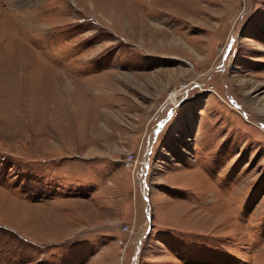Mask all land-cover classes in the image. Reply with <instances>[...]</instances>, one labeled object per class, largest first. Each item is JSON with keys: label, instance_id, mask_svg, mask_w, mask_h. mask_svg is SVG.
Masks as SVG:
<instances>
[{"label": "rangeland", "instance_id": "374dc122", "mask_svg": "<svg viewBox=\"0 0 264 264\" xmlns=\"http://www.w3.org/2000/svg\"><path fill=\"white\" fill-rule=\"evenodd\" d=\"M18 5L0 264H264V0Z\"/></svg>", "mask_w": 264, "mask_h": 264}, {"label": "bare ground", "instance_id": "6f19581e", "mask_svg": "<svg viewBox=\"0 0 264 264\" xmlns=\"http://www.w3.org/2000/svg\"><path fill=\"white\" fill-rule=\"evenodd\" d=\"M19 5H22V4H27V3H29L30 4V0H15ZM32 1V0H31ZM18 5V6H19ZM187 86H185V87H183L182 89H184V88H186ZM177 101V100H176ZM175 101V102H176ZM176 103H174V105H175Z\"/></svg>", "mask_w": 264, "mask_h": 264}, {"label": "built area", "instance_id": "2783aa9c", "mask_svg": "<svg viewBox=\"0 0 264 264\" xmlns=\"http://www.w3.org/2000/svg\"><path fill=\"white\" fill-rule=\"evenodd\" d=\"M131 157H132V155H130V158H128V161H131V159H132Z\"/></svg>", "mask_w": 264, "mask_h": 264}]
</instances>
